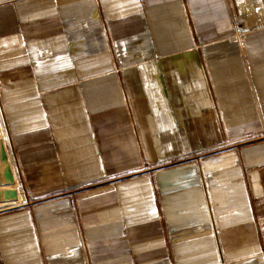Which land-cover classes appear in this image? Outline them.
Listing matches in <instances>:
<instances>
[{"label": "crops", "instance_id": "crops-1", "mask_svg": "<svg viewBox=\"0 0 264 264\" xmlns=\"http://www.w3.org/2000/svg\"><path fill=\"white\" fill-rule=\"evenodd\" d=\"M0 130V264H264V0H0Z\"/></svg>", "mask_w": 264, "mask_h": 264}, {"label": "water", "instance_id": "water-1", "mask_svg": "<svg viewBox=\"0 0 264 264\" xmlns=\"http://www.w3.org/2000/svg\"><path fill=\"white\" fill-rule=\"evenodd\" d=\"M14 185V173L9 163L8 154L1 138L0 130V208L15 204L18 200L17 189Z\"/></svg>", "mask_w": 264, "mask_h": 264}]
</instances>
